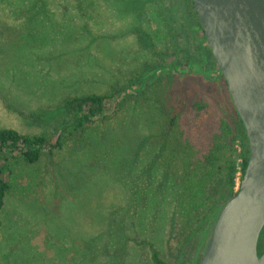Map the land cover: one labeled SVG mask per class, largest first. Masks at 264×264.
<instances>
[{"label": "rangeland", "instance_id": "obj_1", "mask_svg": "<svg viewBox=\"0 0 264 264\" xmlns=\"http://www.w3.org/2000/svg\"><path fill=\"white\" fill-rule=\"evenodd\" d=\"M31 3L0 0V129L53 137L73 121L66 99L124 93L62 150L12 166L0 264H153L151 244L166 264L191 262L214 227L189 217L202 156L235 117L224 80L185 74L199 62L219 75L192 0Z\"/></svg>", "mask_w": 264, "mask_h": 264}, {"label": "water", "instance_id": "obj_2", "mask_svg": "<svg viewBox=\"0 0 264 264\" xmlns=\"http://www.w3.org/2000/svg\"><path fill=\"white\" fill-rule=\"evenodd\" d=\"M249 142L236 194L220 211L200 264H264V0H193Z\"/></svg>", "mask_w": 264, "mask_h": 264}, {"label": "trees", "instance_id": "obj_3", "mask_svg": "<svg viewBox=\"0 0 264 264\" xmlns=\"http://www.w3.org/2000/svg\"><path fill=\"white\" fill-rule=\"evenodd\" d=\"M27 1H29V3L32 1L45 3L46 0ZM46 6L47 5H44V7ZM74 6L78 7L79 4ZM44 7L40 9V15H38V18H42L43 21L53 17ZM192 7L194 8L193 4ZM65 13L64 11V17ZM195 16L200 31L202 32L203 39L207 43L196 12ZM73 27L75 29V35L77 28L74 24ZM64 32L67 34L66 28H64ZM210 53L212 54L211 50ZM183 68L186 71L185 74L204 76L206 79L215 82L224 80L219 69V75L213 76L212 72L208 71V69L206 70L199 62L187 63ZM207 72H209L208 75ZM123 93L124 91H116L107 95L86 94L66 99L61 109L66 115L73 116V121L70 125L62 127L59 134L53 137L24 135L13 129H0V230L3 227L1 212L4 208L6 197L12 188L11 182L14 173L12 166L18 163L34 166L37 165L45 155H53L55 152L62 150L67 141L66 135L69 130L81 131L101 120L111 117L116 112L119 104L122 103ZM231 104L235 111V117L230 118V120L222 119L219 121V133L214 136L215 142L202 156L201 169L204 171V175L196 185L197 190L199 189L201 201L197 198H192L191 200L192 204L190 207L193 214L189 217H191V221L196 219L201 225L203 224V227L209 225V223L210 225L215 224L224 205L236 194L237 187L243 179L250 157L249 142L244 125L235 110L232 100ZM208 105L209 104L196 103L194 107L197 108L198 111H205ZM177 120L178 116L176 115L171 119V125H174ZM203 120L202 118L201 121ZM120 138L123 139L124 136ZM190 165L189 162L186 163V174L192 177L194 172L188 170ZM193 177L196 176L194 175ZM185 187H187V184ZM162 188L164 189L165 187L162 186ZM158 191L160 192V190ZM189 191L192 193L195 190L190 188ZM154 195L155 198L153 200L156 199L155 210L157 211L159 206L163 203L167 204V202L166 200L164 202L163 198L161 200L157 193ZM198 203H200V205H198ZM211 204L213 206L209 209ZM260 241L261 248L259 256L264 252V231ZM207 242V239L202 240L199 244L197 255L194 256L191 262H185L184 264H200L202 257L200 253L204 252ZM150 251L153 264H166L160 258L158 249L152 244L150 245Z\"/></svg>", "mask_w": 264, "mask_h": 264}, {"label": "flooded vegetation", "instance_id": "obj_4", "mask_svg": "<svg viewBox=\"0 0 264 264\" xmlns=\"http://www.w3.org/2000/svg\"><path fill=\"white\" fill-rule=\"evenodd\" d=\"M260 248H261V241L259 242V255H260Z\"/></svg>", "mask_w": 264, "mask_h": 264}]
</instances>
